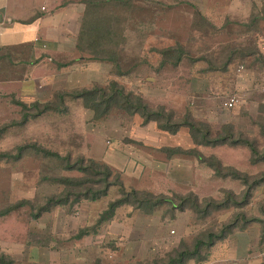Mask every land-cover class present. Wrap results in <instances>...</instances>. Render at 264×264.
Wrapping results in <instances>:
<instances>
[{"label": "rangeland", "instance_id": "rangeland-1", "mask_svg": "<svg viewBox=\"0 0 264 264\" xmlns=\"http://www.w3.org/2000/svg\"><path fill=\"white\" fill-rule=\"evenodd\" d=\"M114 4L111 39L122 50L105 55L118 65L72 43L54 58L33 59V87L0 85V212L28 202L0 215V256L14 264H166L215 233L213 245L199 250L203 259L186 264H264V159L231 142L264 152V0ZM26 54L0 50V79L20 80ZM114 86L166 115L147 122L112 107L97 118L76 95L100 87L111 96ZM231 97L236 103L227 109ZM156 118L195 123L207 141L232 139L196 145L188 127L172 134ZM176 147L203 160L165 151ZM90 161L112 169L108 190L78 169ZM82 179L89 180L75 184ZM190 195L228 205L206 214L191 198L181 203ZM51 196L66 202L40 213Z\"/></svg>", "mask_w": 264, "mask_h": 264}, {"label": "trees", "instance_id": "trees-1", "mask_svg": "<svg viewBox=\"0 0 264 264\" xmlns=\"http://www.w3.org/2000/svg\"><path fill=\"white\" fill-rule=\"evenodd\" d=\"M114 2H118V0H83V3L85 4V11L83 15V20L81 23V27L79 30L78 38H77V49L82 51L83 53H89L92 57H100V59H105L109 61H115L116 59L118 60L117 56L113 55H105L109 54L110 52L113 51V49L118 50L121 52L122 47L118 46L117 44L120 42L113 41L111 37L114 34V28H113V20L111 19V13H112V8H114L115 5ZM125 31L122 28L120 29V34ZM126 36V35H125ZM119 39L120 35H117ZM124 37V35H123ZM106 38H109V40H105ZM125 39V38H124ZM123 41V40H122ZM124 45L126 41H123ZM108 46L110 47L109 50L105 51L103 47ZM101 48L97 50V48ZM13 49L16 52H19L20 50H29L31 51L33 49V45H25V46H16V47H5V48H0V50L3 49ZM115 52V51H114ZM113 52V53H114ZM110 56H113L110 57ZM11 58V55L7 56ZM117 65L119 64V61H117ZM181 60V57L177 58V62L179 63ZM113 88V87H112ZM102 88L100 87H94L92 89H83L76 93L77 97L84 98V104L87 108L92 109L94 112V115L97 118H103L106 117L107 114L110 112V110L113 108H122L126 111H130V114L134 113H140L142 117L148 122L150 120H153V116H162L166 115L163 112L159 113H154L151 112L150 109H148L147 105L143 104L141 99H137L136 102H132V99L126 95L123 90H119L117 87L114 86L113 91L111 96H106ZM155 121H158L157 118ZM160 128L162 130L168 131L172 134H176L179 129L183 126H186L190 129L191 136L195 142L196 145H217L223 142H228L230 139H232L231 134L225 135L224 137H220V139L217 140H208V132L204 131L203 129H199L198 125L195 123H189V122H184L181 124H169V123H161L159 122ZM232 143H243V144H248L249 147H251L252 151L254 152V155H259V159H264V152L260 155L256 149V147H253L252 144L248 141L241 142V140H236V141H231ZM24 148V147H23ZM22 148V149H23ZM165 151L170 155V156H175V155H181V154H193L198 157L199 160H203V156L194 149L190 150H184L182 148L176 147L172 149H165ZM207 161V159H205ZM211 165H215L217 168L216 170L218 171L219 174L222 173V170L224 167H222V164L214 157L210 159ZM68 168H72V166H69ZM80 171L88 172V175H93V176H99L101 177V180H96V181H101L105 184V188L108 190L111 186L112 183L110 182V177L113 175V171L110 167L97 163L95 161H90V165H85L80 166L78 168ZM234 177L238 178L239 174L234 173ZM89 179H82L81 181H75V184L80 186L86 184V182ZM115 182H113V185ZM121 186L122 183H120ZM124 187V186H123ZM88 191H91V188ZM91 193V192H89ZM79 200L80 195H77ZM96 196V194H95ZM93 196L92 199H96V197ZM77 198V199H78ZM193 200V205L194 208L202 210L203 213H210L211 209H219L221 207H226L228 204L225 203H216L214 200H205L204 202L200 203L198 197L195 195H190L188 198H181V203L186 202L188 199ZM77 201V200H76ZM164 201L171 203L174 208L178 207L177 204L172 200V199H165ZM66 202L63 199H59L57 196H51L48 198L47 202L39 208V212H48L50 211L53 207H56L57 205H62ZM28 203L27 201H22L19 204L12 205L8 209H5L0 212V215H6L8 214L12 209H16L19 205L26 204ZM122 203L126 202H119L118 205H121ZM201 204L203 206H201ZM183 205V204H181ZM180 205V206H181ZM116 204L112 205V207H115ZM39 215V214H37ZM37 215H35L37 217ZM233 226V224H231ZM231 227V226H230ZM217 234L215 233H209V235L206 236V238H202L200 240H197L195 243V248L194 251L189 253L187 251H183L177 254L176 257L170 258L169 262L166 264H186L188 259L193 258L194 256H198L199 260L201 261L203 258L200 257L199 250L203 246H212L214 243L215 237L219 238V236H216ZM222 235V234H221ZM0 264H14L13 261L10 259L6 258L5 256H0Z\"/></svg>", "mask_w": 264, "mask_h": 264}, {"label": "crops", "instance_id": "crops-1", "mask_svg": "<svg viewBox=\"0 0 264 264\" xmlns=\"http://www.w3.org/2000/svg\"><path fill=\"white\" fill-rule=\"evenodd\" d=\"M84 11L83 0L76 3L68 0L59 5L56 0H0V48L33 45V49L27 50L25 55L28 59L19 64L27 68L26 74L21 77L23 80L16 76L3 78L0 85L7 88L6 84L10 83L13 89L20 84L33 87L29 77L34 73L33 59L39 57L38 54L54 58L69 49L65 45L72 43L77 49ZM47 14L53 17L46 18ZM76 22L78 27L73 26ZM66 33L72 35H64Z\"/></svg>", "mask_w": 264, "mask_h": 264}, {"label": "built area", "instance_id": "built-area-1", "mask_svg": "<svg viewBox=\"0 0 264 264\" xmlns=\"http://www.w3.org/2000/svg\"><path fill=\"white\" fill-rule=\"evenodd\" d=\"M235 103H236V98L235 97H231L224 103V106L227 109H230V108L234 107Z\"/></svg>", "mask_w": 264, "mask_h": 264}]
</instances>
